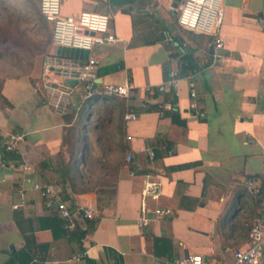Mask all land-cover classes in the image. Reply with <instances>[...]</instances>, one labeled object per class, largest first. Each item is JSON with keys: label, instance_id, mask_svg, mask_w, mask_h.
I'll use <instances>...</instances> for the list:
<instances>
[{"label": "crops", "instance_id": "crops-1", "mask_svg": "<svg viewBox=\"0 0 264 264\" xmlns=\"http://www.w3.org/2000/svg\"><path fill=\"white\" fill-rule=\"evenodd\" d=\"M61 1L66 15H110L120 39L92 50L98 82L130 83L126 113L136 118L125 120L128 150L119 174L94 191L74 193L62 182L74 161V126L81 116L83 157L102 97L84 99L82 85H74L70 111L56 112L43 88V52L32 57L28 70L5 74L0 264H172L189 255H201L202 264L232 263L234 251L248 245L251 219L264 210V194L255 205L241 192L248 177L264 189V30L258 21L264 0H223L217 34L183 28L175 0ZM219 39L220 59L214 55ZM54 50L51 37L48 53ZM172 73L175 88L160 91ZM12 134L22 138L6 150ZM36 182L91 209L88 222L78 215L88 231L80 233L77 223L69 228ZM158 208L166 212L156 214ZM143 215L151 218L146 227L139 222Z\"/></svg>", "mask_w": 264, "mask_h": 264}, {"label": "built area", "instance_id": "built-area-1", "mask_svg": "<svg viewBox=\"0 0 264 264\" xmlns=\"http://www.w3.org/2000/svg\"><path fill=\"white\" fill-rule=\"evenodd\" d=\"M40 10L44 18L51 24L52 45L54 51L46 54L43 59L42 83L48 97L49 103L59 114H66L70 111L69 96L74 86L70 81L76 80V85H82L84 99L93 97H123L130 98L133 86L126 84H102L98 82V61L91 53L97 45L114 44L120 38L117 33L111 30L110 15L98 11L85 10L78 17L62 13L61 0H40ZM224 19L223 0H183L180 5L178 22L186 29L202 34H217ZM261 28L264 30V15L258 17ZM224 46L219 39L216 43L218 51L214 54L216 58H222L219 49ZM62 48H74L89 51L88 57H75L63 54ZM169 85L162 83L159 90L169 92L170 86H176L175 73ZM192 86L194 84L192 83ZM147 90L153 92L152 87ZM192 95L196 92L192 89ZM136 114L126 113L125 120L135 119ZM21 135H10L9 141L4 145L6 150H13L15 143L21 139ZM130 138V137H128ZM172 153L171 151L169 152ZM154 157L155 152L149 151ZM1 156V149H0ZM127 161L132 160L128 154ZM246 185L254 192H259L256 181L248 179ZM35 188L45 197H50L56 203L63 217L68 218V227L76 226L75 219L81 216L82 219L93 218L94 213L87 207L72 209L71 205L62 199L61 190L52 185L35 183ZM164 209H156V214H162ZM141 226H148L151 218L143 215L140 218ZM264 259V220L263 216H256L249 231V242L246 247L237 248L234 251V259L230 264H261ZM201 255H189L179 258L172 264H202Z\"/></svg>", "mask_w": 264, "mask_h": 264}, {"label": "rangeland", "instance_id": "rangeland-1", "mask_svg": "<svg viewBox=\"0 0 264 264\" xmlns=\"http://www.w3.org/2000/svg\"><path fill=\"white\" fill-rule=\"evenodd\" d=\"M47 26L40 10V0H0V33L2 32L3 39H11L0 45L1 76L28 70L36 53H48L52 34ZM102 114L110 116L107 109H103ZM113 131H116V122L91 132L88 140L94 160L102 157L113 164L118 158L119 154L114 145L111 154L107 155L106 150V144L111 142L109 135ZM98 137H101V141ZM86 175L92 186L98 182L97 187L115 178V175L106 176L97 163Z\"/></svg>", "mask_w": 264, "mask_h": 264}, {"label": "trees", "instance_id": "trees-1", "mask_svg": "<svg viewBox=\"0 0 264 264\" xmlns=\"http://www.w3.org/2000/svg\"><path fill=\"white\" fill-rule=\"evenodd\" d=\"M44 17V16H43ZM45 19V18H44ZM46 20V19H45ZM9 40V38H4L2 36V32L0 33V45L1 44H5L7 43ZM2 73L0 72V101L2 103H6V99L3 96L1 89H2V85L4 82V79L6 78V75L1 76ZM173 94V93H172ZM114 101H111V100ZM99 103L96 106V108H94L93 110V117H92V121L90 123V127H89V131L90 134L93 130H98L101 128H105L107 127V125L112 124L113 122H116V131H113L109 136V140L111 141L110 143L106 144V150H107V155L111 154L112 151V145H114L118 151V158L116 159V161L111 164V162L104 160L102 157L99 159L94 160V157L92 155L91 152V143L88 140L86 142V147H85V152H84V156L80 157V136H81V132H82V119L81 116L76 120L75 126H74V134H75V143L73 145V150H72V154H73V159L74 161H71V164L69 165V167L67 168V170H64L63 173V177L64 180L62 182H69L70 186H71V190L74 193H84V192H89V191H94L96 190L98 185V182H96V184L94 186H92L90 184V178L86 175V173L89 171H91L93 169V166L95 165V163L100 165V168L102 170H104V174L106 176L108 175H115L117 176L120 172V169L122 168V166L125 163V153L128 150V145L126 144V122H125V114H126V101L124 98L121 97H117V96H113V97H102L99 98L97 100ZM103 109H107V111L110 112V116H105L102 114ZM98 140L101 141V137H98ZM109 152V153H108ZM83 163L84 164V169L80 171L79 169V164ZM89 178V179H88ZM102 178V176L100 177V179ZM247 179H253L255 180V177H248ZM82 181V182H81ZM242 195H251L253 197V202L255 203V205H258V203L260 202L261 197L264 194V189L261 187L259 188V192H255L250 189L247 185L245 188H243L241 190ZM255 195V196H254ZM72 200V203L70 204L72 209L78 208V206L75 204L73 198H72V194H66L64 196V200ZM262 215V214H259ZM258 216V215H257ZM256 216H254L251 219V225L253 220L255 219ZM68 220V218H66ZM87 222L92 220V218H86ZM83 219V220H86ZM76 223H77V230L80 233H85L88 231V225L86 224L87 230L83 231L82 230V225L79 224L78 221V217L75 219ZM69 223V220H68ZM67 223V226H68ZM250 225V227H251ZM250 230V228H249ZM158 243H161V239L157 240ZM23 262H21L22 264Z\"/></svg>", "mask_w": 264, "mask_h": 264}, {"label": "water", "instance_id": "water-1", "mask_svg": "<svg viewBox=\"0 0 264 264\" xmlns=\"http://www.w3.org/2000/svg\"><path fill=\"white\" fill-rule=\"evenodd\" d=\"M183 0H175L174 2V7H176L178 5L179 2H182ZM61 52L63 54L69 55V56H75V57H88L89 55V51L87 50H80V49H74V48H62ZM70 84H72L73 86L77 84L76 80H72L70 81ZM263 220H264V210H263Z\"/></svg>", "mask_w": 264, "mask_h": 264}]
</instances>
